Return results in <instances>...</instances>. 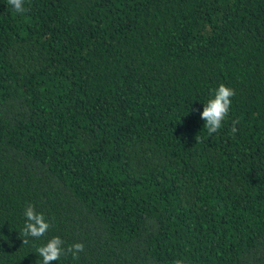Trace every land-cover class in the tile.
I'll return each instance as SVG.
<instances>
[{"label": "trees", "instance_id": "obj_1", "mask_svg": "<svg viewBox=\"0 0 264 264\" xmlns=\"http://www.w3.org/2000/svg\"><path fill=\"white\" fill-rule=\"evenodd\" d=\"M24 7L0 0V264L53 236L85 248L51 264H264V0ZM29 204L51 227L23 244Z\"/></svg>", "mask_w": 264, "mask_h": 264}, {"label": "clouds", "instance_id": "obj_2", "mask_svg": "<svg viewBox=\"0 0 264 264\" xmlns=\"http://www.w3.org/2000/svg\"><path fill=\"white\" fill-rule=\"evenodd\" d=\"M7 3L12 6L17 13H24L26 11L24 7V0H7ZM235 95L234 89L225 84H220L217 89L214 90V96L204 104L203 111L200 113L201 118L204 120V127L211 135L216 133L222 126V122L225 117L228 116L231 98ZM239 121H233L232 133L235 134L238 129L235 124ZM24 215L26 217V223L20 233L23 238V244H27L28 238H40L44 236L49 228L50 223L46 220L45 216L41 212H37L35 207L29 204ZM64 241L60 236H53L46 244L37 248V254L42 257L43 264H51L53 261H58L62 255L70 253L73 259H79V253L84 251L85 245L83 242H76L68 246L66 249L63 247ZM173 264H184L183 260H176Z\"/></svg>", "mask_w": 264, "mask_h": 264}]
</instances>
